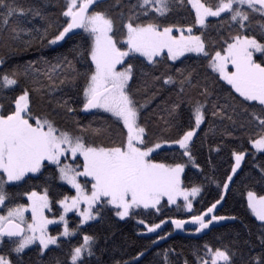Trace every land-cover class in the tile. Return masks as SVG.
Here are the masks:
<instances>
[{
  "label": "snow or ice",
  "instance_id": "6c2138e0",
  "mask_svg": "<svg viewBox=\"0 0 264 264\" xmlns=\"http://www.w3.org/2000/svg\"><path fill=\"white\" fill-rule=\"evenodd\" d=\"M49 2L0 0V51L9 57L45 46L55 50L79 37L54 62L39 57L0 71V97L8 99L7 108L0 105V264H31L24 260L30 251L39 264H92V258L103 264L97 256L100 238L85 229L109 215L135 220L137 235L157 246L172 233L163 232L165 219L157 223L145 217L163 215L165 201L177 209L183 201L188 217L170 222L181 231L190 225L192 235L237 221L236 215L217 212L243 163L251 159L264 180V0H113L107 7V0H62L56 19ZM177 9L188 10L192 23H165ZM208 18L228 29L211 50ZM187 54L206 61L203 79L191 66L176 67L178 61L184 64L182 57L190 58ZM5 62L0 56V66ZM161 66L159 74L146 70ZM138 72L143 101L136 98L141 88L133 91ZM220 81L228 86L227 97L215 90ZM66 89L75 96L57 97L67 95ZM34 98L54 101L55 108L38 114ZM157 99L153 115L160 134L150 135L142 118ZM57 109L72 117V128L61 126ZM78 113L104 114L105 126L84 124L75 118ZM209 114L228 120L232 130L222 135L240 143L231 147L230 172L222 183L206 176L219 189L218 198L198 210L193 202L203 185L186 186L183 176L189 165L203 174L193 146ZM221 150L209 147V152ZM161 153L164 159L157 160ZM29 181L39 183L24 188ZM241 196L259 228L258 243L245 241L247 253L234 245L204 243L193 248V259L181 260L183 253L169 247L155 253L156 264H264V195L249 189ZM54 205L57 214L50 218L46 213ZM69 213L78 217L75 226ZM49 225L63 227L52 235ZM57 250L62 255L50 256ZM148 251L114 264H141Z\"/></svg>",
  "mask_w": 264,
  "mask_h": 264
},
{
  "label": "trees",
  "instance_id": "16d2710c",
  "mask_svg": "<svg viewBox=\"0 0 264 264\" xmlns=\"http://www.w3.org/2000/svg\"><path fill=\"white\" fill-rule=\"evenodd\" d=\"M30 3L39 4L41 0H29ZM62 0H50L47 5L48 11L53 14L52 18L56 19V16L59 13L58 3H61ZM113 0H108L106 2V7L109 6ZM127 3V0H125ZM193 16L189 14L188 10H174L173 13L167 18L165 23H174L177 25L187 26L192 23ZM211 26L207 29L206 39L209 41L210 50L211 46L221 40V36L228 35V29L226 26L221 28L218 24L216 18H209ZM37 26L40 25V21L37 19L35 21ZM199 34V33H197ZM79 37H76L74 40L68 41L66 43L62 42V46L56 47L53 50L50 47L35 48L30 50L25 54H16L9 57L4 52L0 51V56H3L5 59V64L0 66V71H5L13 67L14 65H22L28 60H36L39 57H45L47 60L54 62L53 58L58 54L68 53V49L72 47V44L78 40ZM46 45V41H45ZM188 59L182 57L181 60L184 61V64H181L179 61L176 62V67H184L185 65L191 66L196 69L198 73V78L203 79L206 74V61L202 58H197L195 55H187ZM258 56V55H257ZM71 58V54H69ZM138 63V62H137ZM171 64L172 62H168ZM43 67V65H41ZM77 67H80L77 65ZM147 71H154L159 74L160 71L164 70V67L161 66L158 69H146ZM174 71V69H173ZM141 77L139 72L137 73V78L133 82V91L136 93L137 88H141V91L136 93V98L143 101L145 98V92L141 87ZM209 84L212 85L211 77L209 78ZM216 92L220 97H227L228 86L224 84L223 81H220L215 86ZM67 95L62 93H57V97L62 99H70L75 96V93L71 90H67ZM15 93H8L7 95L11 96ZM151 93H148L150 95ZM167 95V93L165 94ZM35 103L33 105V111L42 114L45 112L51 113L55 108V103L49 104L47 101H40L38 98H34ZM71 102V101H70ZM223 102V99L221 100ZM160 103V99H157L149 109L144 113L142 122L146 121L149 129L150 135L160 134V129L157 127L158 121L156 120L155 115H153V109H155L156 104ZM0 105H3L4 108L8 107V99L5 97H0ZM75 106V105H74ZM56 119L61 124V126H67L69 128L73 127V120L71 116H66L62 110L57 109ZM76 119H79L82 123L87 124L89 121H93L94 127H101L104 125V114H100L96 117L82 115L81 113L76 114ZM243 117H238L237 119H242ZM185 123H187V117H184ZM213 129L209 131V128ZM232 130L231 123L228 120H219L211 117L209 114L208 122L201 126L199 130V135L195 138V143L193 146V152L196 156L198 162L203 168V174L196 169L187 167L185 169V174L183 176L184 183L186 186H191L193 183L197 185H203V192L197 198L194 205L200 210L203 207L210 205L218 198L219 189L216 187L215 183H210L206 176H213L217 182H221L226 178V172H230V150L234 145H238L240 141L231 140L226 136L222 135L225 129ZM109 131L114 133V128ZM208 132L207 139L205 141V132ZM236 136L243 135L240 131L234 133ZM203 142V143H202ZM227 143V147H224V144ZM220 145L222 150L219 153L209 152V147H215ZM244 146L250 149V145L247 144L245 139ZM157 160L164 159V154L161 153L160 156L156 157ZM212 160V165L208 164V160ZM264 159V157H260ZM169 162L171 158L169 157ZM34 183H39L38 181H29L28 184L24 185V188L29 187ZM257 191L259 194L264 195V180L261 179L260 173L257 168L253 167V161L251 159L246 160L242 169L239 170L238 175L234 177V183L232 184L231 190L227 193L225 201L222 202V207L218 206L219 215H236L239 219L235 222L224 221L218 225L211 227V230H206L205 233L192 235L190 229L185 231L179 230L175 232V229L171 225V219H186L188 213L184 212L183 209L177 207H169L165 202V207L162 209L163 215L160 216H151L145 217L148 220H154L159 222L160 219H165L167 223L162 225L163 232H171V236L165 241H161L157 246L150 247V239L146 236H138L137 231L138 227L135 220L127 221H118L114 217L106 216L102 221L90 222V226L85 230L88 233L97 235L99 239V248L97 249V256L100 257V260L103 264H114L115 260H125L131 256H134L138 251L149 248V251L142 258L141 264H156L158 258L155 256L157 251H161L165 248H173L177 253H183L181 260L183 258H188L189 260L193 259L191 253L194 247L208 243L212 246H221V245H230L235 246L237 249L247 253L248 246L245 244V241H249L250 244L258 243L256 241V235L259 233L258 222L254 220L253 217L246 210V202L243 200L241 193L246 192L247 190ZM17 191H23V188L18 189ZM55 194V193H54ZM58 206H53L52 215L57 214ZM70 226H75L78 223V217L75 214H70L68 217ZM247 225V227H245ZM142 228V226H140ZM60 230L57 227L51 229L50 233H57ZM159 231V230H158ZM251 233V234H250ZM151 236V234H149ZM154 239V236H151ZM107 239V243H105ZM72 243H76V239L72 240ZM68 244L65 243L64 249L66 250ZM103 249V253H101ZM62 255L61 250H57L50 254V256ZM47 259V258H46ZM26 262L31 261V264H39V258L35 251L27 252L24 256ZM237 261L239 262V254L237 256ZM92 264H96L95 258H92Z\"/></svg>",
  "mask_w": 264,
  "mask_h": 264
},
{
  "label": "rangeland",
  "instance_id": "374dc122",
  "mask_svg": "<svg viewBox=\"0 0 264 264\" xmlns=\"http://www.w3.org/2000/svg\"><path fill=\"white\" fill-rule=\"evenodd\" d=\"M209 19V18H208ZM187 55H189V54H187ZM191 55H194V54H191ZM257 55H259V54H257ZM198 198V197H197ZM196 201V200H195ZM195 201L193 202V203H195ZM166 202V201H165ZM178 203L181 205V209H183L182 208V204H183V201L182 200H179L178 201ZM172 207H176V205H171ZM171 206H169V207H171ZM184 211V210H183ZM184 212H186V211H184ZM70 214H74V213H69L68 214V216L70 215ZM26 215H28V217L30 218V213H27ZM46 215H48L50 218L51 217H53V215H52V212H47L46 213ZM55 227H57L56 225H49V229H50V232H51V229H53V228H55ZM62 225L60 226V230H62ZM52 234V233H51ZM57 233H53L52 235H56Z\"/></svg>",
  "mask_w": 264,
  "mask_h": 264
},
{
  "label": "water",
  "instance_id": "95a60500",
  "mask_svg": "<svg viewBox=\"0 0 264 264\" xmlns=\"http://www.w3.org/2000/svg\"><path fill=\"white\" fill-rule=\"evenodd\" d=\"M108 1V0H107ZM82 114V113H81ZM82 115H84V114H82ZM212 227V226H211ZM186 229H190L191 230V226L190 225H188V226H186ZM179 230H177V229H175V232H178ZM196 235H198V234H196Z\"/></svg>",
  "mask_w": 264,
  "mask_h": 264
}]
</instances>
